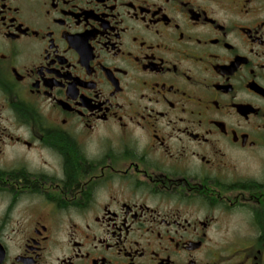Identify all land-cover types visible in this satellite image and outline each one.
<instances>
[{
  "label": "flooded vegetation",
  "instance_id": "af4514ba",
  "mask_svg": "<svg viewBox=\"0 0 264 264\" xmlns=\"http://www.w3.org/2000/svg\"><path fill=\"white\" fill-rule=\"evenodd\" d=\"M0 264H264V0H0Z\"/></svg>",
  "mask_w": 264,
  "mask_h": 264
}]
</instances>
